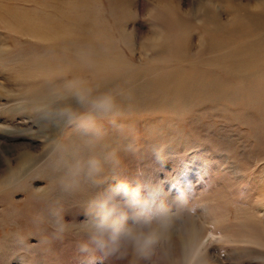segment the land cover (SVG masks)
I'll list each match as a JSON object with an SVG mask.
<instances>
[{
  "label": "rangeland",
  "instance_id": "1",
  "mask_svg": "<svg viewBox=\"0 0 264 264\" xmlns=\"http://www.w3.org/2000/svg\"><path fill=\"white\" fill-rule=\"evenodd\" d=\"M72 1L0 0V264H113L80 247L91 202L117 185L173 207L183 194L203 264H264V0ZM65 111L102 139L90 147ZM93 155L103 170L63 189Z\"/></svg>",
  "mask_w": 264,
  "mask_h": 264
},
{
  "label": "clouds",
  "instance_id": "2",
  "mask_svg": "<svg viewBox=\"0 0 264 264\" xmlns=\"http://www.w3.org/2000/svg\"><path fill=\"white\" fill-rule=\"evenodd\" d=\"M79 103L86 105L101 117L112 113L115 100L111 95L89 99L78 86L71 89ZM68 122L77 121L89 138L91 147L102 139L103 133L91 116H77L71 111L62 113ZM113 161L118 162L115 152ZM106 161L93 155L85 163L77 161L69 165L66 175L61 178L63 189L78 187L81 173L92 177L103 170ZM187 200L178 195L177 205L166 203L157 191L149 190L141 195L140 190H129L117 185L100 193L91 202V218L83 222V231L88 244L81 245V252L99 253L113 264H203L202 252L198 250L188 222L194 214L184 206ZM55 221L51 224L54 239H61L68 231L58 209L53 211ZM181 221L179 226L177 222Z\"/></svg>",
  "mask_w": 264,
  "mask_h": 264
},
{
  "label": "bare ground",
  "instance_id": "3",
  "mask_svg": "<svg viewBox=\"0 0 264 264\" xmlns=\"http://www.w3.org/2000/svg\"><path fill=\"white\" fill-rule=\"evenodd\" d=\"M64 2L66 3L67 6H69L68 4L73 5V1L72 0H64ZM66 12H67V14H66L67 15V17H66L67 20H71V8L69 9V7H68V10H66ZM60 30H61V33L59 32L60 33V39H63L64 37H66V35H71L70 34L71 30H68L67 28H64V27L61 26ZM20 163L21 164H20L19 169H18L19 171H21L23 169L26 161H22ZM193 237H194V240H196V236H193Z\"/></svg>",
  "mask_w": 264,
  "mask_h": 264
}]
</instances>
